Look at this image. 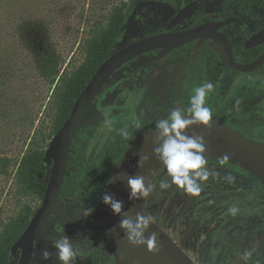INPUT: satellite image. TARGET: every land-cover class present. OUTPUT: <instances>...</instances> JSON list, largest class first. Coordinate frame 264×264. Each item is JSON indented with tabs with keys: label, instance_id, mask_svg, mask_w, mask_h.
<instances>
[{
	"label": "rangeland",
	"instance_id": "obj_1",
	"mask_svg": "<svg viewBox=\"0 0 264 264\" xmlns=\"http://www.w3.org/2000/svg\"><path fill=\"white\" fill-rule=\"evenodd\" d=\"M132 0H0V156L17 165L22 156L37 142V131H48L54 115V101L61 83L50 84L40 76L37 61L45 54L56 60L58 77L68 76L82 63L85 42L94 38L107 24L115 7L124 3L129 10L127 25L114 42L118 50L126 44L141 39L157 29L156 8L162 4H148L132 8ZM147 1V0H145ZM188 0H164L165 15H173ZM230 1V0H229ZM236 1V0H231ZM209 2L200 3L198 12L208 17L219 14L208 9ZM164 63H158L156 68ZM207 59L194 65L197 75L188 86V97L202 82L210 81L214 90L206 98L216 95L223 87L220 74L207 73ZM162 69V68H161ZM177 65L169 66V81L158 84L157 73L152 76L156 85L155 95H132L127 87L132 75L123 73L115 77L90 104L75 127L70 145L68 162L83 161L101 153L109 144L114 128L124 124L150 127L166 118L164 113L170 102L162 97L164 89H171V81ZM160 70V69H159ZM227 96L222 102L227 113L222 120L236 126L239 132L253 140L264 142V74L231 78ZM171 101V96L169 98ZM120 111L114 115V109ZM213 113V112H212ZM208 168L219 173L205 183L198 197L185 194L170 186L160 190L158 185L164 172L159 165L147 182L157 185L156 190L141 200L142 207L182 250L196 263L199 258L205 264H254L258 247L264 240V190L240 171H229L206 154ZM12 166L9 176L0 175V229L28 204L38 208L40 202L21 195L14 180ZM75 169V168H74ZM44 172L39 170V176ZM223 175H238L232 183L218 180ZM236 190L237 192H234ZM235 204L237 216L227 214ZM86 211L82 201H68L59 195L55 209L44 226L45 233L58 240L69 237L78 255L75 264L94 247L102 252L106 264H112L109 238L93 244L82 228ZM194 244L195 250L190 248ZM251 252L247 261L241 260L244 252ZM201 255V256H200ZM18 254L12 264H17ZM261 262L262 259L259 258ZM30 264L45 263L33 251Z\"/></svg>",
	"mask_w": 264,
	"mask_h": 264
},
{
	"label": "water",
	"instance_id": "obj_2",
	"mask_svg": "<svg viewBox=\"0 0 264 264\" xmlns=\"http://www.w3.org/2000/svg\"><path fill=\"white\" fill-rule=\"evenodd\" d=\"M197 4L198 2L194 1L181 9L172 19L167 30L182 24L184 19L190 17L195 12ZM206 37H213L220 43L223 48L216 50L219 59L224 65L234 71L250 73L264 63V53L251 64L242 65L236 63L232 59L230 47L226 43L224 36L213 34L211 26L204 25L184 32L154 35L132 42L112 53L98 66L91 79L75 99L68 118L53 136L45 150L43 163L46 167H51L45 194L40 207L35 211L29 224L10 248V255L12 257L18 254L17 264H30L33 251H37L40 257L48 263L53 261L60 264L57 260L56 250L53 247V242L56 240L50 238L45 233L44 226L54 211L64 182L72 133L92 101L101 93L104 87L110 84L123 71L141 67L143 73L146 67L162 59L173 48L191 40L197 38L202 40ZM263 40L264 30L252 36L246 42L245 47H253ZM154 49H160L157 56L151 58L142 56L143 53ZM136 56L139 58L133 66L121 68L123 64ZM186 64L187 58L179 70L176 79L175 108L178 110H180V79ZM185 134L189 136H203L204 140L220 144L221 147L212 145L207 146V149L217 157L221 156L217 155L214 150L227 155L229 162L235 164L264 185V143L249 139L232 127L214 118L208 126L193 125L189 127L185 130ZM155 140V128L138 135L119 156L108 177L107 193L112 195L116 200L123 202L122 216L114 215L110 208L105 206L109 244L114 264H125L122 259L123 238L118 227L120 219L124 216L134 219L137 212L147 215L142 208L141 200H129L127 179L144 174L145 169L153 159V148L157 146ZM140 156L149 157L142 168L137 167V161ZM71 171H75V169L71 168ZM232 177L234 178L233 180L240 179L236 175H232ZM152 232H155L157 235L156 250L149 251L145 246H134L145 264H196L154 221L145 235L147 236ZM44 251L50 253L47 259L43 257Z\"/></svg>",
	"mask_w": 264,
	"mask_h": 264
},
{
	"label": "trees",
	"instance_id": "obj_3",
	"mask_svg": "<svg viewBox=\"0 0 264 264\" xmlns=\"http://www.w3.org/2000/svg\"><path fill=\"white\" fill-rule=\"evenodd\" d=\"M163 1L132 0L130 6L136 8L148 4H162L163 6L160 5V7L156 8V15L165 16ZM126 6L124 3L115 7L109 15L106 26L94 38L85 42L83 61L70 75L58 77L56 60L50 61L45 54H41L40 60L37 61L40 76L43 79L48 80L50 84H57L59 81L61 83L60 91L54 101L52 124L48 131H37L36 135L39 136L37 142L33 148L22 156L16 166L13 165L11 159L0 156V175L9 176L12 166L16 167L14 180L21 195L31 200H38L40 202L39 207L45 194L51 169V167H46L43 163L48 143L68 118L75 99L91 79L98 66L115 52L114 42L128 23L130 9ZM213 118L225 124L221 119V113L218 111L213 113ZM152 128L137 129L131 125L116 127L110 134L108 146L101 153L88 157L83 161L68 162L60 195L68 201H82L86 211L82 227L88 235V239L94 245L109 238L106 224V208L102 202V196L107 193L109 174L129 143L141 133ZM125 132L127 137L124 136ZM206 154L212 156L214 161L220 164V157L214 156L208 149ZM222 166L229 171H240L243 177L250 178L260 189L264 190L263 184L235 164L227 161ZM40 168L44 169L41 176H39ZM71 168H75V171H71ZM224 177L225 175L221 176L218 182H227L223 179ZM233 191L237 192L236 190ZM38 208L25 204L15 217L3 224L0 229V264H12L13 257L10 255V248L27 227ZM89 210L92 211L89 213ZM143 210L147 215L149 214L147 208H143ZM194 246L192 244L190 248L195 250ZM256 256H264V240L259 244ZM85 264H106V262L102 252L99 253L97 248L94 247L87 254ZM196 264H205V261L199 258ZM254 264H259L257 258H255Z\"/></svg>",
	"mask_w": 264,
	"mask_h": 264
},
{
	"label": "flooded vegetation",
	"instance_id": "obj_4",
	"mask_svg": "<svg viewBox=\"0 0 264 264\" xmlns=\"http://www.w3.org/2000/svg\"><path fill=\"white\" fill-rule=\"evenodd\" d=\"M194 1L198 2L195 12L190 17L184 19L182 24L176 25V26L172 27L170 30H167V27L169 26V24L171 23V21L175 17V15L181 9H183L185 6H187L188 4H191ZM202 2H207V3L209 2L208 9L209 10L217 9L219 11V14L216 16H213V17H208L204 13L198 12L200 3H202ZM154 19H155V21H157V24H158L157 29L155 31H153L152 33L146 35L143 38L154 36V35H168V34H173V33H179V32H184V31H187L190 29H194V28L199 27V26L210 25L211 29L213 30V34H221L224 36L226 43L230 47V53H231L232 59L236 63L242 64V65L251 64L254 61H256L257 59H259L262 56V54L264 53V40L261 43L255 45L253 47H249V48L245 47L246 42H248V40H250V38L252 36H254L257 33L264 30V0H236V1H231V0L230 1L229 0H188L173 15H171V16H167V15L156 16ZM143 38H141V39H143ZM141 39H138V40H141ZM138 40H135V41H138ZM135 41H133V42H135ZM130 43H132V42H130ZM130 43H128V44H130ZM128 44H126V45H128ZM125 46H123V47H125ZM123 47H121L120 49H122ZM222 48L223 47L220 45V43L216 39H214L213 37H206L202 40L197 38V39L191 40V41H189V42H187L181 46L173 48L162 59L152 63L149 67H146L143 70V73H142V68L138 67V68H130L129 71H123L121 74L126 73L129 75H132V80H131L130 85L127 87V90L132 95L135 96V94L140 95L144 88H147L148 85L155 82V80H154V78H152V76H154V74L156 73L157 70H158V73H157L156 78H158V84L159 85L169 81V77H168L170 75L169 71H168L169 66L170 65H177L178 69L175 71L173 80L171 81V89L170 90L164 89L163 93H162L163 100L165 102L171 103V107H169L166 111H164V113L167 114V116H166V118H167L170 111L172 109H176L175 108V94H176L177 74H178L179 70L181 69L182 65L184 64V62L187 58V64H186V66L182 72L181 79H180V92H179V109H180V111H182L183 113H185L187 115L186 110H187V107L189 106V104H188L189 97L187 95L188 86H189V84L192 83V80H194L195 76L197 75V73L193 67L197 61L206 58L207 59V65H206L207 73L215 72L216 74H220L223 78V87L218 88L216 95H211L209 97V99L207 101V105H208V107H210L212 109L213 113L215 111H218L219 113L224 114L227 112L225 110V106L222 107L221 104L227 96V92H228L227 86L231 82L230 79L231 78L232 79L238 78V77H250V76H256V75H263L264 74V63L258 69H256L253 72H250V73H240V72L234 71L231 68L224 65L222 63V61L219 59V56H218L216 50L222 49ZM120 49H118V50H120ZM118 50H115V51H118ZM159 52H160V49H154V50H150L146 53H143L142 56H146V57L151 58V57L157 56ZM138 58H139L138 56L134 57L133 59H131L128 62H126L125 64H123L121 66V68H128L130 66H133L135 64V62L138 60ZM160 62L164 63L163 67L161 65H159V67L156 68V65ZM121 74H119V75H121ZM156 87H157L156 85H152L149 88H147L148 91H144L143 96L145 98L147 96H154ZM170 96L172 99L171 101L169 100ZM117 109H118V111H117ZM119 111H120V108L116 107L114 109V115H116V113H118ZM221 119H222V117H221ZM224 122H225V125H228V126L232 127L233 129H235L236 131H238L236 129L238 127L231 126L226 121H224ZM125 125H131V126L136 127V125L129 124V123L121 125V126H125ZM152 127L155 128V126H152ZM144 128H150V126L147 125V123H144L141 125L140 128H137V129H144ZM238 129L241 130L240 128H238ZM149 130H151V129H149ZM245 134L246 133L244 132V134H242V135L246 136L247 134L246 135ZM246 137L251 139L248 136H246ZM258 142H260V141H258ZM230 176H232V175H230ZM236 176H238V175H236ZM238 180H240V179H238ZM233 181H237V180H233ZM59 195H60V193H59ZM57 201H58V199H57ZM57 201H56V203H57ZM97 251L100 253L99 249ZM87 254H86V256H87ZM86 256L84 258V263H82V264H85ZM15 257H13V258H15ZM259 258L262 259L261 262L259 261ZM40 259L43 260L41 257H40ZM112 261H113V257H112ZM257 261L259 262V264H264V256L258 257ZM44 262L48 263L46 261H44ZM49 263H54V262L52 261ZM54 264H57V263H54ZM113 264H114V261H113Z\"/></svg>",
	"mask_w": 264,
	"mask_h": 264
},
{
	"label": "clouds",
	"instance_id": "obj_5",
	"mask_svg": "<svg viewBox=\"0 0 264 264\" xmlns=\"http://www.w3.org/2000/svg\"><path fill=\"white\" fill-rule=\"evenodd\" d=\"M214 90V84L210 81L202 82L193 89L189 97L187 115L178 109H172L167 118L156 122V147L153 148L152 155L161 165L164 175L159 181V189L167 190L170 186H175L177 190H182L185 194L198 197L204 190L205 183L211 177H219L218 172L208 168V160L205 155L207 145L203 136H189L185 130L193 125L208 126L213 121L212 109L206 106V98ZM140 128L141 124L136 123ZM127 137V133H124ZM149 157L140 156L137 167L142 168ZM220 164H225L229 157L224 155L219 158ZM228 183L233 182V177L226 175ZM129 189V200H142L148 198L157 188L154 183L146 182L142 175H136L127 179ZM102 202L108 206L114 215L122 216L123 202L116 200L112 195L105 193ZM92 210H89V213ZM240 209L231 205L227 209V214L235 217ZM154 217L151 214L144 215L137 212L134 219L124 216L120 219L119 229L124 233L127 242L135 247L145 246L149 251L156 250L157 235L155 232L145 235L152 225ZM56 250L57 260L60 264H75L78 255L72 241L67 236L53 242ZM50 253L43 252V257L47 259ZM251 252H244L241 260L247 261Z\"/></svg>",
	"mask_w": 264,
	"mask_h": 264
},
{
	"label": "bare ground",
	"instance_id": "obj_6",
	"mask_svg": "<svg viewBox=\"0 0 264 264\" xmlns=\"http://www.w3.org/2000/svg\"><path fill=\"white\" fill-rule=\"evenodd\" d=\"M205 143L207 146L214 145L216 147H221L220 144L213 143L209 140H205ZM214 152L221 157L224 156V154L218 150H214ZM159 165H160L159 162L156 160L155 157H153L150 164L145 169L144 174L142 175L145 177L146 182L149 180L151 175H153L157 171ZM120 232H121V235L123 238L122 259H123L124 263L125 264H145L144 261L142 260V258L140 257L139 253L135 249V247L130 245L127 242V240L124 236V233L121 230H120Z\"/></svg>",
	"mask_w": 264,
	"mask_h": 264
}]
</instances>
